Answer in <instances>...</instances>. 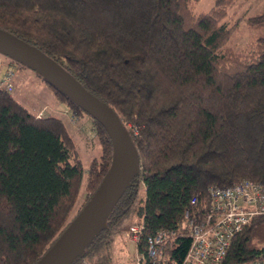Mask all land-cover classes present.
Listing matches in <instances>:
<instances>
[{
  "label": "trees",
  "instance_id": "trees-1",
  "mask_svg": "<svg viewBox=\"0 0 264 264\" xmlns=\"http://www.w3.org/2000/svg\"><path fill=\"white\" fill-rule=\"evenodd\" d=\"M195 1L0 0V26L111 106L136 148L124 190L67 264H133L112 252L114 234L131 222L143 224L135 253L149 264L145 236L165 228L160 264H179L192 196L202 206L209 184L264 180V9L231 19L235 0L203 10ZM240 20L257 35L235 44ZM6 56L0 66L23 64ZM36 73L64 107L37 115L0 84V264H33L99 187L113 151L105 125L86 111L100 150L82 163L60 113L77 119L85 110ZM261 256L264 212L232 234L220 264Z\"/></svg>",
  "mask_w": 264,
  "mask_h": 264
},
{
  "label": "water",
  "instance_id": "water-1",
  "mask_svg": "<svg viewBox=\"0 0 264 264\" xmlns=\"http://www.w3.org/2000/svg\"><path fill=\"white\" fill-rule=\"evenodd\" d=\"M0 52L40 73L85 111L98 118L112 140L111 161L99 187L33 263L67 264L87 243L96 227L102 224L124 190L138 162L136 148L118 113L96 99L51 55L1 26Z\"/></svg>",
  "mask_w": 264,
  "mask_h": 264
},
{
  "label": "built area",
  "instance_id": "built-area-1",
  "mask_svg": "<svg viewBox=\"0 0 264 264\" xmlns=\"http://www.w3.org/2000/svg\"><path fill=\"white\" fill-rule=\"evenodd\" d=\"M0 84L13 88V68L4 67ZM47 110H50L49 107ZM42 113L38 110L37 115ZM193 208L184 211L189 226L190 244L179 264H220L232 234L249 223L255 214L264 212V180L243 177L225 185H207V198L202 206L197 197L190 198ZM142 222H131L126 234L136 243ZM168 230L160 228L145 236L149 264H160ZM133 264H148L143 252H136ZM232 264H264V256Z\"/></svg>",
  "mask_w": 264,
  "mask_h": 264
},
{
  "label": "rangeland",
  "instance_id": "rangeland-1",
  "mask_svg": "<svg viewBox=\"0 0 264 264\" xmlns=\"http://www.w3.org/2000/svg\"><path fill=\"white\" fill-rule=\"evenodd\" d=\"M213 1L214 0H196L194 2V8L196 10L206 9ZM262 9H264V0H235L229 6L227 17L233 19L238 17L241 13L247 15ZM252 31L257 35L255 32L256 30L248 28L245 26L244 21L240 20V23L237 25L236 33L232 37L233 42L235 44H240L242 41L245 42V40L248 39L245 37L248 35V37H250ZM0 60L5 62L8 60V57L0 52ZM11 66L14 70V87L11 89L12 94L32 111L42 107H44L45 110V104L52 103L54 100L52 86L46 80L42 79L33 69L24 64L14 61L11 63ZM3 67L4 64L2 63L0 66V75L2 74ZM60 116L64 119L68 130L75 138L77 151L82 163L87 166L90 158L93 155H97L100 150V144L97 140L98 138L94 131L90 115L86 111H82L77 119H71L68 112H61ZM81 189L79 191V197H77L79 201L84 195ZM127 226L128 225L124 226L121 231L115 233L113 237L112 252L120 261H132L135 255V242L127 237Z\"/></svg>",
  "mask_w": 264,
  "mask_h": 264
},
{
  "label": "crops",
  "instance_id": "crops-1",
  "mask_svg": "<svg viewBox=\"0 0 264 264\" xmlns=\"http://www.w3.org/2000/svg\"><path fill=\"white\" fill-rule=\"evenodd\" d=\"M6 61H8V60H6ZM7 64H10L11 65V63L9 62V63H7ZM7 64H5V65H7ZM4 65V66H5ZM3 69H4V67H3ZM13 87H14V82H13ZM53 95H54V100H53V104L52 103H49V104H45L47 107H52V108H62V107H64V104H62V103H60L57 99H56V96H55V94H54V92H53ZM38 109H40V108H38ZM38 109H36L35 111H37ZM67 113V112H66ZM71 117V116H70Z\"/></svg>",
  "mask_w": 264,
  "mask_h": 264
}]
</instances>
